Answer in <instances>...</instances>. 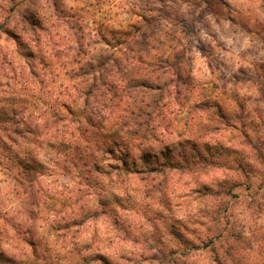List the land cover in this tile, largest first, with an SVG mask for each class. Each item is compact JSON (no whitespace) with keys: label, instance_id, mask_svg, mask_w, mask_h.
Returning <instances> with one entry per match:
<instances>
[{"label":"rangeland","instance_id":"rangeland-1","mask_svg":"<svg viewBox=\"0 0 264 264\" xmlns=\"http://www.w3.org/2000/svg\"><path fill=\"white\" fill-rule=\"evenodd\" d=\"M143 20L139 43L179 60L157 84L155 129L119 136L149 168L95 177L92 161L118 163L92 145L110 130L72 108L75 60L107 56ZM119 108L133 128L134 106ZM6 126L20 131L0 149V264H264V0H0Z\"/></svg>","mask_w":264,"mask_h":264},{"label":"trees","instance_id":"trees-1","mask_svg":"<svg viewBox=\"0 0 264 264\" xmlns=\"http://www.w3.org/2000/svg\"><path fill=\"white\" fill-rule=\"evenodd\" d=\"M143 21L145 24L143 25L141 22L142 24L138 28L135 25L130 26L131 29L135 28L137 33L134 34L132 32L131 39L127 38L121 42L118 40L119 42L116 45L109 46L111 47V52L107 56L101 54L92 63H82V60H75V63L80 65L75 70L77 71L75 77L77 95L72 100V108L81 104H84L86 109L89 108L87 110L90 113V119L88 118L87 123L91 130L100 128L110 130L109 134H106V141L97 142L96 140L92 145L97 148L98 153L102 152V156H109L110 159L118 163L115 166L108 163L106 168H102L97 163L98 161H92L90 175L95 177L101 176L111 179L112 176H119L122 173L127 174L130 169H136L139 172L149 168L147 166L149 165V157L143 154L139 158L141 159V164L137 165L135 157L132 156L127 146L120 144L119 136L121 134H140L145 136L148 131L152 132L155 129L152 127L148 130V125L152 121L154 113L159 115L157 108L161 101L159 99L160 92H156L160 91L157 84L162 80V74L165 73V69L173 67L179 60L178 56L170 54L173 58L169 62V58L166 56L151 54L144 43H139L136 35L144 39L147 35L146 29L149 28L146 20ZM127 40H129L128 43L126 42ZM147 98L149 101L146 100ZM127 104L134 106L133 109H129L128 113L133 128H126L125 121L118 123L121 122L120 120L123 117H118L119 107L127 106ZM147 108L150 111H147ZM106 120L108 122L105 125ZM73 122H78L79 124V121L75 120ZM19 131L18 127L6 126L3 128V134H0V149H5L8 153H12L19 141L17 140ZM90 146L89 148H91ZM88 157L90 161L93 159L91 152L88 153ZM29 161L25 160L24 163L28 164ZM97 215L98 213L95 211L88 210L84 214L82 222L78 225H82L84 221L89 218H95ZM74 216L75 214L73 213V217L65 218V227H70L71 223H74L76 219ZM46 225L51 230L59 231V229H54L53 226L55 224ZM32 241L30 240L31 245L33 244ZM34 253L36 254L35 250ZM86 258L83 254L78 256V258H64L63 261L65 263L69 261L71 264H98L99 262L101 264H109L105 258L99 255H94L89 259Z\"/></svg>","mask_w":264,"mask_h":264}]
</instances>
